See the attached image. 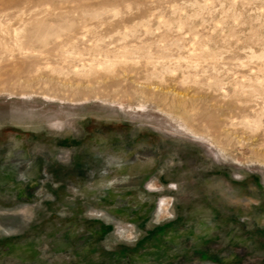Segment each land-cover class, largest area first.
Returning a JSON list of instances; mask_svg holds the SVG:
<instances>
[{"label":"rangeland","instance_id":"374dc122","mask_svg":"<svg viewBox=\"0 0 264 264\" xmlns=\"http://www.w3.org/2000/svg\"><path fill=\"white\" fill-rule=\"evenodd\" d=\"M0 264H264V0H0Z\"/></svg>","mask_w":264,"mask_h":264}]
</instances>
